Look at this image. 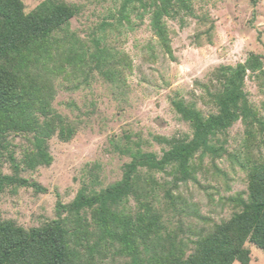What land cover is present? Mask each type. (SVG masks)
I'll use <instances>...</instances> for the list:
<instances>
[{
  "label": "rangeland",
  "instance_id": "obj_1",
  "mask_svg": "<svg viewBox=\"0 0 264 264\" xmlns=\"http://www.w3.org/2000/svg\"><path fill=\"white\" fill-rule=\"evenodd\" d=\"M42 1L21 0L24 14ZM62 1L75 15L53 33L51 74L46 85L40 83L48 92L50 114L61 118L70 139L62 141L57 133L49 138L52 163L29 170L23 159L31 149L30 136L6 134L0 172L13 174V157L21 163L19 177L40 189L6 188L0 193V219L30 229L67 218L70 244L81 264H129L130 256L115 237L106 236L107 242L88 252L90 237L99 242L90 211L80 213L85 233H72L76 216L58 206L69 205L80 191L90 195L118 182L137 150L160 157L168 145L156 137L191 138L189 122L172 103L182 101L204 118L216 114L213 96L220 85L214 74L255 54L262 58L263 69L246 72L243 82L252 128L239 120L218 134V155L197 152L187 177L175 170L171 174L169 167L141 169L137 196L130 195L118 206L121 216L134 217L141 211L137 200L150 204L160 215L163 240L171 238L191 254L198 235L240 211L237 200H247L252 166L264 161V0H187L189 11L163 19L164 43L151 28L152 0H144L143 6H124L122 0ZM112 72L115 77L107 80L105 74ZM245 246L247 264H264L262 250Z\"/></svg>",
  "mask_w": 264,
  "mask_h": 264
},
{
  "label": "trees",
  "instance_id": "obj_2",
  "mask_svg": "<svg viewBox=\"0 0 264 264\" xmlns=\"http://www.w3.org/2000/svg\"><path fill=\"white\" fill-rule=\"evenodd\" d=\"M122 3L124 6L134 3L143 6L144 0H122ZM150 6L153 8L152 31L164 43L167 36L163 19L171 13L189 11L187 0H152ZM74 15L75 10L62 0H44L28 14H24L21 0H0V155L7 148L2 142L7 133L29 135L31 149L23 159L29 170L52 163L47 144L49 138L57 133L62 141L70 139L61 118L50 114L48 92L41 83L46 85L47 75L51 74L49 63L52 60L48 52L52 50L51 37L68 25ZM77 56L81 61L82 57ZM68 64L79 67L71 61ZM101 66L98 62L99 70ZM262 69V58L255 54L235 67H220L214 74L220 85L213 96L216 114L204 118L182 101L172 103L182 119L189 122L191 138L165 140L156 137L155 141L168 145V150L160 157L137 150L133 160L125 165L118 182L90 195L80 191L69 205L58 206L76 216V220H71L77 225L72 233H85L80 230L85 225L80 213L90 211L94 228H98L99 242L90 237L91 240L86 242L88 252L98 248L102 241L107 242L106 236L119 240L130 256L129 264H232L234 261L247 264V243L264 252V161L256 160L252 166L247 200H237L240 211L227 222L198 235L191 254H185L171 238L163 240L160 215L150 204L137 200L141 211L134 217L121 216L123 214L118 211L126 198L137 196L141 169L163 171L169 167L171 174L175 170L187 177L191 159L197 152L218 155L220 150L214 143L218 134L239 120L252 128L254 122L249 124V119L253 113L247 107L243 82L246 72ZM105 75L107 80L115 77L113 72ZM9 161L13 174L0 172V193L14 186H33L39 191L38 185L19 177L21 163L13 157ZM71 221L69 219L70 224ZM68 230L67 218L61 217L30 229H24L12 220L0 219V264H81L79 258L76 260L77 252L70 244Z\"/></svg>",
  "mask_w": 264,
  "mask_h": 264
}]
</instances>
